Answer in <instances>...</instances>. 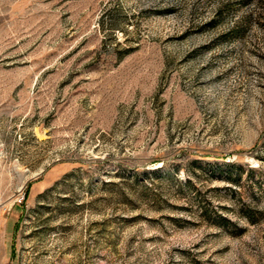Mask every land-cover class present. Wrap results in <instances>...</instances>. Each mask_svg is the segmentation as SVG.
Returning <instances> with one entry per match:
<instances>
[{
  "label": "rangeland",
  "instance_id": "rangeland-1",
  "mask_svg": "<svg viewBox=\"0 0 264 264\" xmlns=\"http://www.w3.org/2000/svg\"><path fill=\"white\" fill-rule=\"evenodd\" d=\"M0 264H264V0H0Z\"/></svg>",
  "mask_w": 264,
  "mask_h": 264
}]
</instances>
